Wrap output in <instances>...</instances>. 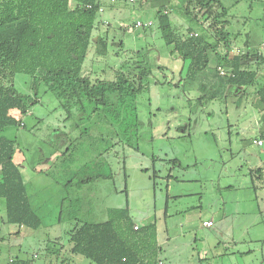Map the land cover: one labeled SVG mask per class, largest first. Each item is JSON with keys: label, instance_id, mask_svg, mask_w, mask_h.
Listing matches in <instances>:
<instances>
[{"label": "rangeland", "instance_id": "rangeland-1", "mask_svg": "<svg viewBox=\"0 0 264 264\" xmlns=\"http://www.w3.org/2000/svg\"><path fill=\"white\" fill-rule=\"evenodd\" d=\"M219 1L231 47L257 52L264 42V0ZM173 4L164 11L179 35L190 26L214 40L211 20L198 12L203 21L197 24L179 0ZM137 19L153 24L131 29ZM95 33L107 39V52L94 57L90 46L83 72L110 80L149 68L147 87L124 130L101 107L68 115L42 81L15 73L14 87L27 96L28 110L15 112L20 125L3 134L16 142L14 158H24L19 169L41 225L8 239L17 225L3 222L0 199V261L94 264L70 251V230L77 222L108 220V209L126 208L139 227L155 223L152 261L264 264V172L261 178L251 173L264 168V145L252 143L264 129L263 111L252 97L256 87L245 94L234 87L224 91L213 56L202 72L186 77L189 62L165 44L149 0L103 9ZM218 51L224 53L222 44ZM258 51L264 56V48ZM204 220L213 225L204 226Z\"/></svg>", "mask_w": 264, "mask_h": 264}, {"label": "trees", "instance_id": "trees-1", "mask_svg": "<svg viewBox=\"0 0 264 264\" xmlns=\"http://www.w3.org/2000/svg\"><path fill=\"white\" fill-rule=\"evenodd\" d=\"M121 2L127 4L126 0H0V199L4 200L6 223L31 229L41 225V217L31 206L21 171L13 160L16 142L3 134L7 128L20 125L15 112L23 115L28 110L27 96L14 87L15 73L29 74L34 82L42 81L68 115L73 109L86 111L88 105L92 106L89 113L101 107L121 129L128 130V113L135 109L137 95L147 87L146 77L151 70L141 68L133 77L117 74L110 80L92 79L90 72H83L90 46L93 45L94 57L107 52V39L94 34L98 13ZM179 2L190 21L202 25L203 20H211L214 31V40L207 41L209 32L194 35L188 26L183 37L164 11L173 8V0H149L165 44L173 45L182 59L189 62L186 77L202 72L213 56L217 62L214 76L218 77L219 86L224 91L243 87V94L264 65V56L242 51L229 58L227 51L231 43L223 19L226 9L219 0ZM141 5L142 1L138 7ZM198 12L203 20L197 18ZM220 44L227 49L224 53L218 51ZM220 64L231 67L234 75H220L217 70ZM255 94L264 107V82ZM263 172V167L251 170L255 178H261ZM108 214L109 219L103 222H77L70 230V251L94 264H157V260L148 259L151 242H156L155 223L139 227L129 219L126 208H111ZM29 263L30 260L18 257L0 261V264Z\"/></svg>", "mask_w": 264, "mask_h": 264}, {"label": "crops", "instance_id": "crops-1", "mask_svg": "<svg viewBox=\"0 0 264 264\" xmlns=\"http://www.w3.org/2000/svg\"><path fill=\"white\" fill-rule=\"evenodd\" d=\"M234 49H235V47H231V45L229 46V50L227 51L229 53V58H231L233 55H236V54H234V51H233ZM241 51H243V50H241ZM247 51H249V50H247ZM261 55L263 56V54H261ZM263 82H264V65L259 67V69H258V71L256 73V76H255L254 82L251 85V87H256V89H257L260 85H262ZM236 89H238V88H236ZM256 89L254 90V95L252 97H253V100H254L255 104H257L258 107L260 108V110L263 111L262 112V118H264V107H263V104H262L259 96L257 94H255ZM238 90H241V94H242L243 87H240ZM246 92H247V89H246V91H244L243 94H245ZM258 138H262L263 139V145H264V129L261 128L259 135L256 138H254V139H258ZM253 140H252V143L255 144L253 142ZM263 145H258V146H263ZM52 156H53V154H51L49 159H51ZM13 160H14L15 164H17V166L19 167L21 165L22 161L24 160V158L22 156L18 155L17 159L13 158ZM3 202H4V200H3ZM4 211H5V206H4ZM3 222L6 223L5 219H4ZM24 227L25 226H17V229L9 231L8 234H7V238L9 239V238H12L14 236H19L21 234L22 229ZM12 258H9L8 260H11Z\"/></svg>", "mask_w": 264, "mask_h": 264}, {"label": "built area", "instance_id": "built-area-1", "mask_svg": "<svg viewBox=\"0 0 264 264\" xmlns=\"http://www.w3.org/2000/svg\"><path fill=\"white\" fill-rule=\"evenodd\" d=\"M127 3H132L134 2L135 0H126ZM153 23L151 20H140V19H137L133 26L130 27L131 29L133 28H139V27H149L151 26ZM194 35H196L197 33H193ZM260 48H264V42L259 46V49ZM259 49H257V54L261 55L260 51H258ZM242 49L240 48H235L233 51H234V54H240L242 51ZM217 70L219 72L220 75L224 76V75H234L233 72H232V69L231 67L229 66H225V65H217ZM253 142L257 145H263V139L262 138H258V139H254ZM203 225L204 226H212L213 225V222L212 220H204L203 221ZM134 228H137V225H134ZM157 264H162L161 262H158Z\"/></svg>", "mask_w": 264, "mask_h": 264}]
</instances>
